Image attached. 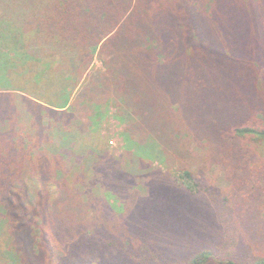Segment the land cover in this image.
Here are the masks:
<instances>
[{
	"label": "trees",
	"instance_id": "obj_1",
	"mask_svg": "<svg viewBox=\"0 0 264 264\" xmlns=\"http://www.w3.org/2000/svg\"><path fill=\"white\" fill-rule=\"evenodd\" d=\"M12 4L16 1L0 0V10L16 15L0 18L1 76L30 88L35 73L26 77L25 70L34 58L43 62L49 56L60 67L77 70L97 55L106 71H98L82 94L113 91L123 99L130 111L123 117L126 154L131 156L127 161L133 164L138 157L139 164L153 160L176 166L188 180L178 182L179 187L201 193L193 201L190 196L176 199L164 184L153 191L152 203H145L147 212L133 209V203L124 205L122 214L109 210L91 236L76 238L80 228L69 220L75 196L64 187L65 175L52 172L54 163L60 166L67 155L65 134L71 133L56 132L61 134L59 151L27 156L11 141L13 123L0 134V154L14 155L11 159L21 165L15 174L25 179L5 197L8 216L21 222L13 233L19 264H112L111 256L119 264L127 254V264H264V187L253 192L243 188L260 172L258 167L264 168V0H43L32 13L36 19L18 15ZM14 96L18 102L0 96V123L16 122L22 128L38 124L45 132L51 125L44 114L48 110ZM9 107L12 112L4 114ZM177 141L204 150L196 158L202 173L210 165L230 170L235 189L207 188L202 195L189 160L176 150ZM55 153L66 155L59 160ZM5 161L0 156V164ZM115 176L130 183L127 173ZM103 178L104 185L116 181L107 172ZM187 213L191 216L185 223ZM145 225L170 227L174 242L153 233L141 237H161L155 252L146 243L136 253L117 247L116 238H121L115 232ZM240 230V236L232 237ZM216 241L228 252L210 250ZM157 247L166 249V255Z\"/></svg>",
	"mask_w": 264,
	"mask_h": 264
},
{
	"label": "rangeland",
	"instance_id": "obj_2",
	"mask_svg": "<svg viewBox=\"0 0 264 264\" xmlns=\"http://www.w3.org/2000/svg\"><path fill=\"white\" fill-rule=\"evenodd\" d=\"M15 1L16 4H12L10 7L15 9L18 15H26L28 19H36L32 16V13L40 6L39 1L43 2V0H25L26 3H29V6H24L26 4L24 1L21 3L23 4L21 7V4L18 5V0ZM8 15L13 16V18L16 16L15 14L11 15L8 13L5 8L0 10V18H6ZM30 41V39L26 40L25 48ZM21 47H19V52L23 51ZM56 58L59 59V57ZM39 59L42 60L41 58ZM31 62H33V66L25 70V72L29 70L26 77H31L35 73L32 81L34 86L28 88L25 84L20 85L19 83L21 82L19 80L16 85H13L16 79L14 80L11 77L3 78L2 74H0V96H5V98H11L15 101L16 97L14 95H16L20 100L21 98L27 99L25 101H34L45 107L48 111L44 114L47 121L50 117L49 121L51 125L45 132L41 133L38 130L41 126L38 124H35V127L30 128L29 125L22 128L16 122L6 121L3 124L0 123V134L5 133L14 123L15 126H12L16 134L11 141L14 142L16 150L24 149L27 151V156H31L44 150L49 151L51 154L54 151H59L56 147L60 143L61 134L57 136L56 132L65 134L68 131L71 133L65 134L67 138L65 139L64 147L66 148L65 152L67 155L63 154L64 152L55 153L54 157L58 159L66 156L64 160L59 159L60 162L58 164L60 166H56V163H54L52 172L54 170V172L60 173L61 176L65 175L63 181L64 187L70 195L75 196L73 200L70 199L74 210L71 216L69 215V220L80 229L79 233L73 236L76 238L80 235L85 238L86 234H88L87 236H91L94 227L99 228L101 226L100 223H103L104 215L109 210L115 214L116 212L122 214L124 205L129 206L133 203V209L139 207L147 212L145 203H152V199L154 198L153 191L159 187L163 188L164 184L169 186L166 187L168 194L174 196L176 199L190 196L193 201L194 198L197 199L199 197L201 193H197L196 191L190 192L185 187H179L178 182L188 180L184 178L182 170H179L178 167H167L165 164L162 165L161 161L153 162V160L139 164L141 159L138 157L136 159L137 162L133 164L130 160L127 161L131 156L128 155L127 157L126 154V143L123 136L125 125L123 117L124 115H129L130 111L126 110L123 99L118 97L113 91L96 97L92 93H88L87 95L82 94V90L88 86V83L98 76V71H106L97 55L90 60L88 66L81 69L78 68L77 70L60 67L61 62H52V60H49V56L43 62H39L35 58ZM7 94H11L12 96L9 97ZM16 100L18 102L17 98ZM73 103L75 104L72 106ZM21 105L23 104L21 103ZM12 108L3 109L2 112L8 115L12 112ZM32 109L33 107L28 109L29 113L32 112ZM58 113H65V115ZM39 114L40 111L36 113V115ZM69 115H72V117L69 118ZM177 142L176 150L185 159L189 160L190 163L187 164H191V171L194 172V176L200 186L196 190L201 189L202 195L206 196L207 188L210 191L235 189L233 180H231L232 173L230 170L217 165H210L205 174L202 173L198 168L199 161H196V158L203 155L204 150L195 144L189 148L182 145L181 141ZM105 153L110 158H105ZM0 156L7 158L4 165L0 164V264H19V255L21 253L14 242L13 233L21 225V222H15L8 216L5 197H7L9 191L15 190L20 182L25 179H22L20 174H15L16 171H19L18 169H20L21 165H17L11 159V156L14 155L4 151ZM106 159L111 162L109 166L103 165V161ZM147 166H150L151 170H147ZM111 168H113V171ZM258 170L260 172L262 170V173H256L255 177L249 179V183H246L243 187L247 191H252L253 189L256 191L257 188L264 187V168L258 167ZM106 172L114 176L116 181L110 184L116 185V187L108 184L104 185L103 175ZM120 173H127L131 177L129 179L130 183L122 184L123 180L119 178L117 181L115 174L119 175ZM94 175L97 177L96 180ZM168 194H166V197H169ZM64 195L66 196H63L64 198L68 197L66 194ZM150 209L152 210L153 207H150ZM75 212L82 219H85V221L80 223L79 219L73 214ZM185 216L184 222L186 223L191 215L187 213ZM207 217V219H211L210 214H207ZM21 220L23 221L22 217H20L19 221ZM196 226L199 227V225ZM184 227L188 228V225H184ZM241 230L240 232L233 233L232 237L240 236ZM121 231L122 229L118 231L119 233L115 232L113 236L121 238L122 241L116 238L118 241L115 243H117V247L126 249L127 253H136L135 251H139L146 244L150 245L155 252L156 249L153 247L160 243L158 241L161 238L159 235H166L171 243L174 242L175 236L171 232L173 230L170 227L154 230L145 225L135 228L134 232H132V229L127 230V228L125 232L123 231L122 233ZM153 233L159 235H153L154 237L151 238L141 237V235ZM34 237L36 242L41 243L39 233H35ZM157 249L163 255H166V249L159 247ZM210 250L228 252L219 241H216ZM116 252L119 253L118 251ZM188 253L191 254L192 251ZM129 255L127 254L126 257L128 258ZM126 257L117 260L118 263L127 264L124 260H127ZM109 259L113 264V257L111 256ZM187 260L188 257L182 259L183 263ZM212 264L217 263L212 262Z\"/></svg>",
	"mask_w": 264,
	"mask_h": 264
}]
</instances>
